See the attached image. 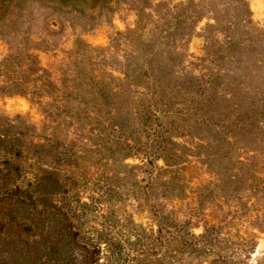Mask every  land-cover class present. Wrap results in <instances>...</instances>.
Listing matches in <instances>:
<instances>
[{
  "label": "rangeland",
  "instance_id": "obj_1",
  "mask_svg": "<svg viewBox=\"0 0 264 264\" xmlns=\"http://www.w3.org/2000/svg\"><path fill=\"white\" fill-rule=\"evenodd\" d=\"M263 36L264 0H0V179L61 264H264Z\"/></svg>",
  "mask_w": 264,
  "mask_h": 264
},
{
  "label": "trees",
  "instance_id": "obj_2",
  "mask_svg": "<svg viewBox=\"0 0 264 264\" xmlns=\"http://www.w3.org/2000/svg\"><path fill=\"white\" fill-rule=\"evenodd\" d=\"M264 39V36L262 37ZM264 93V87L261 91ZM156 107V106H155ZM198 106L191 105V108L195 109ZM153 106H148L147 109L143 110L144 117L149 120V114L154 115ZM204 121L202 124H206L208 127L215 125L220 120H223L225 116L219 118L215 123H212L210 116H204ZM249 118V119H247ZM242 119L237 117L231 119L232 122L244 121L245 125H254L256 122V115L252 117L249 116ZM177 129L182 127V122H186L189 116L186 112L177 117ZM207 122V123H206ZM207 127V128H208ZM251 127V126H250ZM253 128L251 127V130ZM128 133V132H125ZM123 134L127 135L128 134ZM253 139L252 145L259 144L257 142L258 137L252 133ZM253 153L257 150L256 147H252ZM219 173L221 170L219 169ZM220 175H223L221 173ZM32 184L26 187L24 184H14L9 181V179H0V214L9 217L16 222L15 226H5L4 223L0 222V264H61L63 262L62 250L66 245L65 238L62 237V231L59 230L57 235H52L51 229L54 230L56 226H41L43 221L38 218L32 209H36L37 198L35 192L32 190ZM55 186H58L56 184ZM54 186V187H55ZM41 191H44L45 187L42 186ZM61 185L53 189V192L59 191ZM256 191H260L257 187ZM255 191V193H256ZM16 197V199H15ZM61 213L58 209L53 207L49 210L47 221L49 224L56 225L62 222L60 218ZM264 229V226H263ZM209 231V230H207ZM75 235V233H73ZM255 238L251 236H246L243 242L248 244L252 242ZM254 247L250 249H256L257 243L252 244Z\"/></svg>",
  "mask_w": 264,
  "mask_h": 264
}]
</instances>
